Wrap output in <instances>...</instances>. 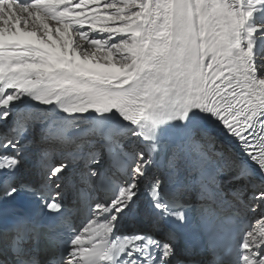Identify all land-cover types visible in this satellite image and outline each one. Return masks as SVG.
<instances>
[{"label": "snow or ice", "instance_id": "1", "mask_svg": "<svg viewBox=\"0 0 264 264\" xmlns=\"http://www.w3.org/2000/svg\"><path fill=\"white\" fill-rule=\"evenodd\" d=\"M0 264H264V0H0Z\"/></svg>", "mask_w": 264, "mask_h": 264}]
</instances>
